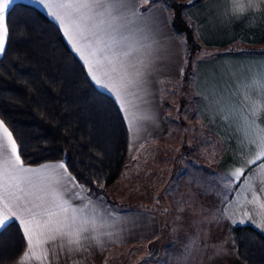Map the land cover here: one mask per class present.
Here are the masks:
<instances>
[{
    "label": "crops",
    "instance_id": "crops-1",
    "mask_svg": "<svg viewBox=\"0 0 264 264\" xmlns=\"http://www.w3.org/2000/svg\"><path fill=\"white\" fill-rule=\"evenodd\" d=\"M57 2L65 8L59 16L40 10L96 88L117 104L128 131L126 159L165 137L158 80L180 81L184 62L165 6L140 10V0ZM10 3L0 0V55ZM186 15L201 52L214 50L196 59L193 84L197 115L223 152L219 171L235 186L221 214L230 230L249 225L264 235V0H204L189 5ZM251 49L258 52L245 53ZM143 206L118 210L90 197L62 161L23 165L0 122V230L13 222L24 241L10 264H103L111 248L161 238L158 213Z\"/></svg>",
    "mask_w": 264,
    "mask_h": 264
},
{
    "label": "trees",
    "instance_id": "trees-1",
    "mask_svg": "<svg viewBox=\"0 0 264 264\" xmlns=\"http://www.w3.org/2000/svg\"><path fill=\"white\" fill-rule=\"evenodd\" d=\"M202 1L140 0V10L162 3L170 14L173 32L186 51L180 81L189 79L191 57L204 48L186 15L189 5ZM5 26L0 122L10 133L21 163L62 161L86 194L106 202L108 187L126 163L128 131L117 104L96 88L59 28L36 7L12 3ZM231 233L242 264H264V235L249 225L233 226ZM23 249L16 224L8 223L0 230V264L14 262Z\"/></svg>",
    "mask_w": 264,
    "mask_h": 264
},
{
    "label": "rangeland",
    "instance_id": "rangeland-1",
    "mask_svg": "<svg viewBox=\"0 0 264 264\" xmlns=\"http://www.w3.org/2000/svg\"><path fill=\"white\" fill-rule=\"evenodd\" d=\"M10 1L52 11V17L65 9L58 0ZM70 13L68 8V17ZM167 16L171 26L168 12ZM175 37L184 51V68L185 47L180 37ZM204 55L199 52L191 57L187 81L158 80L166 136L149 141L126 159L120 177L104 197L105 203L109 200L107 204L118 210L148 205L158 213L162 236L147 243L111 248L103 264H242L235 253L230 226L220 210L235 186L220 173L218 161L223 152L219 140L196 111L193 62ZM160 179L164 181L158 182Z\"/></svg>",
    "mask_w": 264,
    "mask_h": 264
},
{
    "label": "water",
    "instance_id": "water-1",
    "mask_svg": "<svg viewBox=\"0 0 264 264\" xmlns=\"http://www.w3.org/2000/svg\"><path fill=\"white\" fill-rule=\"evenodd\" d=\"M190 1H193V0H190Z\"/></svg>",
    "mask_w": 264,
    "mask_h": 264
}]
</instances>
